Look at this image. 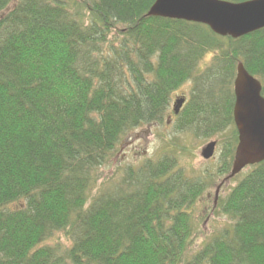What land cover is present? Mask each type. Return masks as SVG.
I'll return each instance as SVG.
<instances>
[{"label": "trees", "instance_id": "trees-1", "mask_svg": "<svg viewBox=\"0 0 264 264\" xmlns=\"http://www.w3.org/2000/svg\"><path fill=\"white\" fill-rule=\"evenodd\" d=\"M155 1L0 0V264H264V163L212 205L230 225L195 251L196 208L232 148L216 175L174 150L103 175L136 130L170 121L188 82L201 102L175 114L176 136L235 133L240 63L264 94V29L221 37L147 16Z\"/></svg>", "mask_w": 264, "mask_h": 264}, {"label": "water", "instance_id": "water-1", "mask_svg": "<svg viewBox=\"0 0 264 264\" xmlns=\"http://www.w3.org/2000/svg\"><path fill=\"white\" fill-rule=\"evenodd\" d=\"M149 15L206 25L218 36L239 39L264 29V0L241 4L223 0H157ZM234 94L233 117L239 144L228 179L264 162L262 85L241 63L237 67ZM184 103L185 100L178 102L176 113ZM215 148L216 142L208 144L202 151V158L210 159Z\"/></svg>", "mask_w": 264, "mask_h": 264}, {"label": "rangeland", "instance_id": "rangeland-1", "mask_svg": "<svg viewBox=\"0 0 264 264\" xmlns=\"http://www.w3.org/2000/svg\"><path fill=\"white\" fill-rule=\"evenodd\" d=\"M232 3V2H231ZM206 60L203 61L201 66L205 68L204 64H208L211 61L210 57H206ZM233 91V87H231ZM179 96L189 94L192 97L191 101L194 104H197V99L193 98L194 88L190 83H187L186 86H183L176 93ZM196 96V95H195ZM183 124L182 121L177 122H169L165 119L161 124H157L154 126L143 127L134 132L133 137L130 139H126L122 142L116 154V157L112 160V165L110 169H105L103 171V175L105 178H109L113 176V172L121 168L122 170L125 168L127 164H132L136 158L139 157V161L144 160L145 157L157 158L158 156H162V152L165 150H174L176 154L174 156H181L178 160L180 164L187 166L190 168V164H193L192 171H194L197 175L201 174L202 171H207L210 174L216 175L218 172V168L221 166L224 156L225 150L229 149V143H232L234 140L232 139V133L234 130L233 125L230 126L227 130L210 134L209 131L202 130L199 134V137L195 136V138H188V136L184 139H181L182 136H176L178 133L179 126ZM169 141V143H167ZM179 141V146H171ZM216 142V155L210 161H204L202 158V151L206 148V146L211 143ZM185 144H187L185 146ZM183 146H185V151H183ZM174 152V153H175ZM169 155H173L172 151L168 153ZM224 157V158H223ZM182 162V163H181ZM196 170V171H195ZM249 168L243 171V173L235 178L232 183H228V187H222L221 198L225 196L226 192H229L232 187L236 186L240 180L243 178L244 174L249 172ZM226 176L222 178H216L213 182V186H216L221 183V181ZM217 180V182H216ZM216 183V185L214 184ZM214 191V190H213ZM206 192L204 194V201L207 198ZM212 209V204L209 202H201L198 204L196 208V215L201 219L199 223V233L196 237L193 236L192 247L193 251L199 248L200 245L206 243L211 240L219 231L224 230L230 225L229 218L227 216L216 214Z\"/></svg>", "mask_w": 264, "mask_h": 264}, {"label": "bare ground", "instance_id": "bare-ground-1", "mask_svg": "<svg viewBox=\"0 0 264 264\" xmlns=\"http://www.w3.org/2000/svg\"><path fill=\"white\" fill-rule=\"evenodd\" d=\"M157 1V0H156ZM156 1H155V3H156ZM252 1V0H251ZM246 2H248V1H245V2H242V3H246ZM155 3L153 4V6L155 5ZM12 4H13V2L11 3V4H9V6H8V8H11V6H12ZM241 4V3H240ZM152 6V7H153ZM152 7H151V9H152ZM150 9V10H151ZM150 12V11H149ZM3 13H5L6 14V11H4ZM147 16H149V17H154V16H150L149 15V13L147 14ZM4 17H5V15L4 16H2V19H4ZM157 18H161V17H157ZM163 19H169V18H163ZM177 21H181V20H177ZM184 22H186V21H184ZM188 23H190V22H188ZM194 24H198V23H194ZM202 25V24H201ZM206 26V25H205ZM208 27V26H207ZM209 28V27H208ZM210 29V28H209ZM211 30V29H210ZM39 45V44H38ZM211 62V61H210ZM242 64V63H241ZM205 66V65H204ZM201 68L202 69H204L202 66L200 67V70H201ZM236 77H237V72H236V76H235V79H234V82H233V90L235 89V80H236ZM189 83V82H188ZM261 83V82H260ZM192 86H193V83H190ZM187 84H185L184 86H186ZM261 85H262V83H261ZM182 88V87H181ZM262 90H263V86H262ZM178 92V91H177ZM177 92H175V95L173 96V101H172V103H171V105H170V107H169V109H171V112H173V113H175V114H179V112L181 111H179L178 113H176V109H178V102L179 101H181V100H184V95L183 96H179L178 94H176ZM262 95V97L264 98V94L262 93L261 94ZM90 101H91V98H88L87 97V99H86V103H90ZM235 103H236V99L234 100V106H233V109L235 108ZM182 108V107H181ZM199 108H201V106L199 107ZM210 107H206V109H209ZM180 109V108H179ZM183 129V128H182ZM194 129H190V128H188V129H183V130H181V132H180V134L183 136L182 138L185 140V138L188 136V138H195V136L197 135L196 133H197V131H193ZM199 131V130H198ZM200 133H201V131H199ZM235 138H237V143L235 144V142H232V143H229V149H227V150H225V153H224V156L226 155V157H225V159H223V161H222V163H224V161L225 160H228V158L230 157V156H228L227 157V155H228V153H229V150L232 148V151H231V153L233 152V156H232V167H233V163H234V160H235V153H236V148H237V146H238V144H239V134H238V131H237V129L235 130V133H232V139L234 140ZM216 149H215V151H214V154H213V156L210 158V159H204V161H210V160H212L213 158H214V156L216 155ZM177 157H179L180 159H181V156H177ZM145 158H149V159H154V158H152V157H145ZM224 158V157H223ZM231 158V157H230ZM141 160V159H140ZM138 161H139V157L138 158H136L133 162H131L132 164H134V165H136L137 163H138ZM182 163V162H181ZM264 163V162H263ZM128 166H129V164H127ZM190 167H193V164H190L189 165ZM232 167H231V170H230V173L229 174H227V175H225L226 177L221 181V183L220 184H218L217 186H216V188H215V186H213V183H209V185H208V187H207V189H206V191H205V193L206 192H209L208 194H207V198L205 199V201H204V197H203V199L201 200V202H209V203H211L213 206H216L217 204H218V201H219V199H220V196H221V194H222V192H221V186H224L225 188L226 187H228L227 185H228V183H232V181L235 179V178H237L236 176L234 177V178H231V179H228L229 178V176L231 175V172H232ZM203 172V171H202ZM207 172V171H206ZM205 172V173H206ZM199 175H201V174H199ZM222 177H224V175L223 176H221V177H219V178H222ZM216 182H217V180H216ZM215 185H216V183H214ZM235 187V186H234ZM234 187H232V188H234ZM214 190V191H213ZM232 190V189H231ZM230 192V191H229ZM229 192H226V194L227 193H229ZM226 194H225V196H226ZM224 197V196H223ZM222 197V198H223ZM7 209H11L12 210V208L11 207H8ZM10 224L12 225V226H14V227H12L13 229H12V231L14 232V230L17 228V226L19 225L18 224V222H10ZM16 227V228H15ZM10 233V235H11V233L12 232H9ZM9 233H6L7 235H9ZM194 237H196L197 235H193ZM192 240H194L193 238H192ZM56 244H60V245H66L67 244V242L63 239V237L61 236V235H58V236H56L53 240H51V241H49L48 242V245H51V246H53V245H56ZM29 247H30V249L33 251V252H38V251H40V248H42V247H44V245H40V247L37 245L36 247H34L32 244L30 245L29 244ZM68 249V248H67ZM66 255V253L64 252L63 254H62V256H65Z\"/></svg>", "mask_w": 264, "mask_h": 264}, {"label": "flooded vegetation", "instance_id": "flooded-vegetation-1", "mask_svg": "<svg viewBox=\"0 0 264 264\" xmlns=\"http://www.w3.org/2000/svg\"><path fill=\"white\" fill-rule=\"evenodd\" d=\"M183 97H184L185 103H184V105L182 106V108H180V109H185V108L188 106V104L191 102V99H192V97H190L189 94L184 95ZM197 107H198V106H197ZM176 116H177V115H175V114H171V115H170V119H169L170 121H169V122L174 121V120L176 119ZM222 187H223V186H222ZM222 187H220L221 190H222Z\"/></svg>", "mask_w": 264, "mask_h": 264}]
</instances>
